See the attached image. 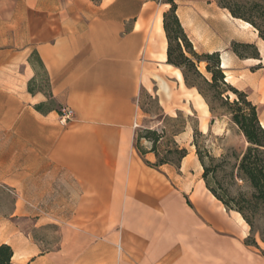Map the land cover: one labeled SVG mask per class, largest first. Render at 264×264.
Wrapping results in <instances>:
<instances>
[{"label": "crops", "instance_id": "1", "mask_svg": "<svg viewBox=\"0 0 264 264\" xmlns=\"http://www.w3.org/2000/svg\"><path fill=\"white\" fill-rule=\"evenodd\" d=\"M176 3L204 14L185 13L194 41L205 53H220L227 82L248 95L264 128L258 31L214 0ZM169 7L0 0V194L12 198L0 211V246L12 248L13 264H264V243L245 244L250 229L242 216L227 211L203 179L195 186L187 176L189 154L180 169L156 170L137 151V98L153 80L146 66L178 71L184 83L163 48ZM232 42L256 45L260 57L239 58ZM34 51L55 99L74 112L65 126L58 112L35 108L47 99L28 91Z\"/></svg>", "mask_w": 264, "mask_h": 264}, {"label": "trees", "instance_id": "2", "mask_svg": "<svg viewBox=\"0 0 264 264\" xmlns=\"http://www.w3.org/2000/svg\"><path fill=\"white\" fill-rule=\"evenodd\" d=\"M91 1L98 4L101 0ZM150 1L159 2L160 0ZM214 1L219 8L227 10L234 19L242 20L250 24L258 31L259 37L264 41V0ZM161 2L170 6L169 10L164 13L163 21L164 30L169 43L167 50V63L177 68L188 67L194 71L196 75L201 77L208 87L216 90L217 99L224 102V104L230 108L228 113L231 115L232 122L238 127L246 139L248 146L239 160L237 177L247 185L249 192H240L237 196H231L227 192L220 193L218 189L214 187L210 178V169L205 164L202 152L196 141H194V145L196 146L197 156L203 167L202 179L206 188L223 204L227 211H234L242 216L250 229V234L245 240V244L260 249L257 238L264 243V228H258L257 222L259 218H264V128L259 119L258 108L248 99V95L245 92L236 89L227 82V76L221 67L220 53H204L203 55H199L193 50L192 44L188 41L177 14L178 4L176 1L162 0ZM172 40L185 43V46L193 59L186 57L179 46L180 62L174 61L171 49ZM230 48L231 51L241 59H258L260 57L258 48L254 44L232 42ZM195 61L200 64L206 63V71L211 76L210 80L198 71ZM29 63L36 71V75L29 82L28 91L30 94L42 93L47 99L46 102L38 104L35 107L36 110L42 114H48L53 111L61 114L62 106L57 102L52 93L49 74L38 52L34 51L32 53ZM39 71L42 72V81L39 79ZM182 73L187 86L191 89H197L199 94L208 104L211 113H213L214 109L211 106L208 96L198 86L191 85L188 82L185 72ZM42 83L44 85H42ZM227 91H231L236 96L233 103H230L229 95L224 97V93ZM183 132L184 131L180 130L172 131V147H169L164 153H160L159 148L165 135H167V131L165 130L160 133L156 130H147L144 135L135 138L137 151L145 164L153 169L160 170L161 167L166 165L180 169L183 160L189 154L187 148L180 146L175 139ZM197 135H201L198 129L195 130L194 139ZM141 139L150 141L152 143V148L150 150H144L140 145ZM148 153H153L155 155L156 160L154 163L146 160V155ZM189 204L191 203L189 202ZM12 258V248L9 245H1L0 264H13Z\"/></svg>", "mask_w": 264, "mask_h": 264}, {"label": "rangeland", "instance_id": "3", "mask_svg": "<svg viewBox=\"0 0 264 264\" xmlns=\"http://www.w3.org/2000/svg\"><path fill=\"white\" fill-rule=\"evenodd\" d=\"M214 3L218 6L215 1ZM201 6L204 10L208 9L207 3ZM197 7L193 4H184L181 5V8L178 6L177 14L193 50L197 54L203 55L205 52L194 41L192 31L187 27L185 16L186 12H189L192 18L204 15ZM179 46L186 57L193 59L185 43L172 40L171 49L174 61L180 62ZM195 62L198 71L210 80L211 76L206 71V63ZM178 69L181 72H185L191 85H196L203 90L210 99L214 112L211 113L204 98L201 96V99L198 96L199 92L197 89L188 87L185 80L184 83L180 82L178 71L170 69L169 72L166 66L162 65L159 67L153 61L146 66L145 71L146 76H150L153 73V80H151L149 89L142 87L137 98L138 116H136V121L138 127L135 129V138L144 135L147 130H156L160 133L166 130L167 135H165L159 148L160 153H164L165 150L172 147L171 132L184 131L175 139L180 146L187 148L189 152L190 164L186 173L194 181L195 186L202 181L203 167L199 163L194 141L197 142L204 162L210 169L211 182L220 193L227 192L231 196H237L240 192H249L247 185L237 177V166L248 144L238 127L232 122L231 115L228 113L230 108L217 99L216 90L208 87L204 80L196 75L194 71L188 67ZM39 73V79L42 81V72L39 71ZM42 85L44 84L42 83ZM227 95L230 96V103H233L236 96L231 91L224 93V97ZM204 124L207 125L206 129H204ZM219 127L222 128V132L217 131ZM196 129L201 135H197L194 139ZM140 145L144 150L152 148V143L146 139H141ZM11 202V196L0 194V211L2 214L7 212ZM257 227L260 229L264 228V218H259Z\"/></svg>", "mask_w": 264, "mask_h": 264}, {"label": "built area", "instance_id": "4", "mask_svg": "<svg viewBox=\"0 0 264 264\" xmlns=\"http://www.w3.org/2000/svg\"><path fill=\"white\" fill-rule=\"evenodd\" d=\"M59 121L62 125H67L69 121H71L74 118V112L68 108H62L61 114H59ZM134 129L138 127L137 121H134L133 124Z\"/></svg>", "mask_w": 264, "mask_h": 264}, {"label": "bare ground", "instance_id": "5", "mask_svg": "<svg viewBox=\"0 0 264 264\" xmlns=\"http://www.w3.org/2000/svg\"><path fill=\"white\" fill-rule=\"evenodd\" d=\"M247 26H251V25L247 23ZM166 46H168V41H166V42L164 43L163 48L165 49ZM160 59L163 60V61H166V56L163 55V56L160 57ZM217 131L222 132V128L219 127V128L217 129Z\"/></svg>", "mask_w": 264, "mask_h": 264}]
</instances>
